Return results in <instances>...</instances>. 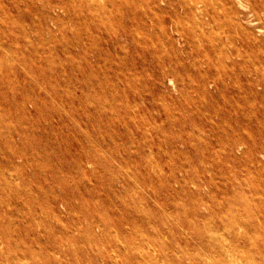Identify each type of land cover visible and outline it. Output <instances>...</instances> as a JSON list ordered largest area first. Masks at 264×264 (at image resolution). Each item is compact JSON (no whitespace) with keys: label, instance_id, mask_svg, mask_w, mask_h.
<instances>
[{"label":"rangeland","instance_id":"374dc122","mask_svg":"<svg viewBox=\"0 0 264 264\" xmlns=\"http://www.w3.org/2000/svg\"><path fill=\"white\" fill-rule=\"evenodd\" d=\"M258 1L0 0V264H264Z\"/></svg>","mask_w":264,"mask_h":264},{"label":"bare ground","instance_id":"6f19581e","mask_svg":"<svg viewBox=\"0 0 264 264\" xmlns=\"http://www.w3.org/2000/svg\"><path fill=\"white\" fill-rule=\"evenodd\" d=\"M259 5L257 6L256 9V16L259 17L260 13H264V0H259L258 1ZM191 7H195V6H191ZM22 109V108H21ZM251 226V225H250ZM253 227V226H252ZM254 229V228H253ZM212 236V235H211ZM216 236V235H215ZM230 248V247H229ZM186 255V254H185ZM160 263V262H159Z\"/></svg>","mask_w":264,"mask_h":264}]
</instances>
